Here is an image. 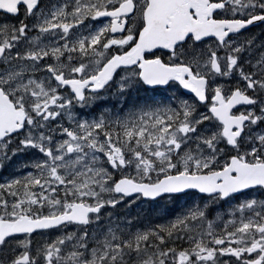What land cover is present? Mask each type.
Masks as SVG:
<instances>
[{"label": "snow or ice", "instance_id": "6c2138e0", "mask_svg": "<svg viewBox=\"0 0 264 264\" xmlns=\"http://www.w3.org/2000/svg\"><path fill=\"white\" fill-rule=\"evenodd\" d=\"M0 264H264V0H0Z\"/></svg>", "mask_w": 264, "mask_h": 264}]
</instances>
